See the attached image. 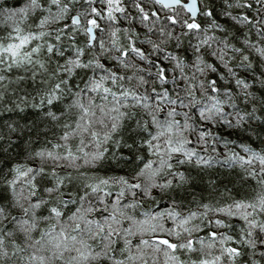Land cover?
Segmentation results:
<instances>
[{
    "label": "snow or ice",
    "instance_id": "6c2138e0",
    "mask_svg": "<svg viewBox=\"0 0 264 264\" xmlns=\"http://www.w3.org/2000/svg\"><path fill=\"white\" fill-rule=\"evenodd\" d=\"M0 264H264V0H0Z\"/></svg>",
    "mask_w": 264,
    "mask_h": 264
}]
</instances>
